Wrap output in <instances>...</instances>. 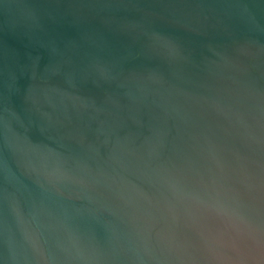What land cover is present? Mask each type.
<instances>
[{
    "label": "water",
    "instance_id": "water-1",
    "mask_svg": "<svg viewBox=\"0 0 264 264\" xmlns=\"http://www.w3.org/2000/svg\"><path fill=\"white\" fill-rule=\"evenodd\" d=\"M0 264H264V0H0Z\"/></svg>",
    "mask_w": 264,
    "mask_h": 264
}]
</instances>
